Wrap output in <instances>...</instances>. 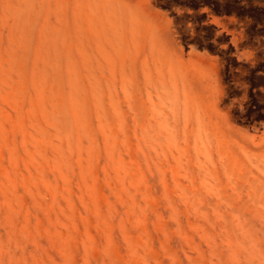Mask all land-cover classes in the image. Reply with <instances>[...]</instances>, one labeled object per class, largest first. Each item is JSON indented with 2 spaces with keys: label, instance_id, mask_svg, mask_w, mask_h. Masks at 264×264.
Here are the masks:
<instances>
[{
  "label": "rangeland",
  "instance_id": "374dc122",
  "mask_svg": "<svg viewBox=\"0 0 264 264\" xmlns=\"http://www.w3.org/2000/svg\"><path fill=\"white\" fill-rule=\"evenodd\" d=\"M0 264H264V0H0Z\"/></svg>",
  "mask_w": 264,
  "mask_h": 264
}]
</instances>
